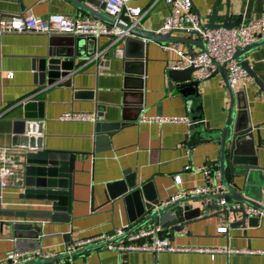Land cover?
Returning a JSON list of instances; mask_svg holds the SVG:
<instances>
[{"label":"crops","instance_id":"obj_1","mask_svg":"<svg viewBox=\"0 0 264 264\" xmlns=\"http://www.w3.org/2000/svg\"><path fill=\"white\" fill-rule=\"evenodd\" d=\"M191 1L194 14L199 13L203 17L211 15L216 2ZM222 3L224 5L225 0ZM130 5L139 7L143 13L139 22L141 29L155 33L171 12V6L164 0H133ZM230 14L233 16L232 21L239 16L242 22L262 18L264 0H231ZM4 15L36 18L49 15L87 16L77 11L70 0H0V17ZM207 23V20L202 21V24ZM173 35L189 36L186 33ZM176 44L185 54L188 53L186 45ZM46 46L47 37L44 35L11 34L0 37V155L5 153L15 158L20 154V149L35 147L39 143L45 149L69 151L75 155L71 222H44V239L40 246L43 250L58 255L78 241L111 234L128 225L123 200L107 202V185L110 183L126 178L135 180L137 185L151 183L152 192L155 190L163 203L172 201L180 193L192 188L219 184V179L211 170L219 160L220 146L216 142L208 140L187 148L184 142V136L188 133L187 125L158 126L139 123L138 119L141 115L186 116L192 123H209L210 129H223L229 97L221 75L201 81L194 95H183L175 85L170 88L168 79L171 66L180 61L185 62L175 52L164 50L163 45L151 41L145 51L138 37H128L113 45V40L102 36L99 38L101 51L95 57L75 62L80 74L74 77L72 87L56 86L38 90L33 84V61L45 55ZM193 51L199 52L197 48H193ZM97 57L101 58L100 66L96 62ZM132 58L134 60H130ZM244 60L264 83V45L245 55ZM6 72H12L13 77L5 78ZM128 78L136 80L132 79L130 83L125 81ZM243 83L240 81L236 89L240 91ZM133 85L141 86L142 113L133 109L134 106L128 108L123 105L129 98L126 89H134ZM76 89H85L83 91L86 92L75 97ZM90 90L92 94L94 92V100L89 98ZM245 91L251 125L260 126L261 147L256 146L255 132L254 143L258 166L264 168V94L254 81L247 83ZM22 100L40 101V106L29 112L30 119L24 118L25 112L20 105ZM95 112L103 114V121L106 122L120 121L123 115L128 124L115 131L108 144L97 146L93 138L94 123L59 119L64 113ZM34 116L35 119L32 118ZM27 123H31L30 131L19 134ZM186 166L196 170V173L185 171ZM206 167L207 176L199 170ZM175 175H180V185H175ZM13 179V176L8 177V188L0 204L4 212L49 209L50 204L46 202L20 200L18 195L21 191L11 188ZM263 189L262 178L258 187L247 190L245 196L259 203ZM30 204L41 206L33 207ZM191 205L198 206L195 203ZM218 208L222 210L223 207L218 205ZM211 214L213 212L210 211ZM15 220L0 217V222ZM224 224L226 222L220 218H210L190 223L181 232L166 230L168 240L173 245L212 252L161 253L155 256L139 252L119 255L114 251L96 249L75 257L72 264H264V218L259 219L256 226L246 224L244 229L230 226L226 233L217 232ZM65 234L68 235V244L62 238ZM13 251H16V245L9 236L7 226L0 225V261Z\"/></svg>","mask_w":264,"mask_h":264},{"label":"water","instance_id":"obj_2","mask_svg":"<svg viewBox=\"0 0 264 264\" xmlns=\"http://www.w3.org/2000/svg\"><path fill=\"white\" fill-rule=\"evenodd\" d=\"M70 1L77 11H81L87 16L105 23L108 31L113 26L118 27L122 31L128 30L130 34L128 37H138L141 39L145 51L150 41L161 45L168 43L186 45L188 47L186 56L190 59H193L197 54L193 51V48H197L199 52L206 51V43L196 32L187 33L189 34L188 37H178L174 36L173 33L159 35L155 32L145 31L141 29L140 25L128 28L120 23L115 24L114 19L103 13L105 8L103 0ZM222 2L223 0H216L211 15L207 17H203L197 13L196 16L200 29L215 27L231 29L242 23L241 16L232 21L233 16L230 14L231 0H225L224 5H222ZM120 19L126 23L128 22V18L124 16V13L120 16ZM204 20H207L208 23L202 24ZM219 21L221 23H218ZM179 33L185 34L186 32ZM105 36L110 41L113 40L111 34ZM46 37L47 46L45 55L33 61V84L38 90L56 86L72 87L74 77L80 74L75 68V62L87 61L101 51L99 39L92 37L57 34ZM263 45L264 40L244 48H238L236 49L234 58L240 62L243 70L253 79L259 91L264 94V83L258 79L257 75L251 70L249 63L244 60L245 55ZM110 52L114 51L111 50ZM111 55L112 53L110 54V58H112ZM96 62L100 66L101 58L97 57ZM196 71L193 67L183 70L170 69L168 71L170 88L172 89L173 85H175L181 94L194 95L197 92L198 84L204 81L196 79ZM217 74L221 75L229 97L225 126L223 129H210L209 123L191 122L188 125V133L184 136V142L187 148L208 140L214 141L220 146L218 164L211 170L214 176L219 179V184L222 186L224 193L216 195H188L173 199L168 203H163L159 198V194L155 190L154 193L152 192L151 183L137 185L135 180H130L129 178L110 183L107 185L109 195L107 202L113 203L118 199L123 200L128 214V222L133 226L130 231L141 229L150 223H156L166 230L181 232L190 223L210 218L224 220L229 224V228L230 226H236L244 229L246 224L249 226L257 225L259 218L248 216L243 208L231 211L220 210L218 208L219 201L225 199L229 201L228 205L241 203L264 212V208L260 205V202L258 203L245 196L247 190L258 187L260 180L264 179V168L258 166L256 157V146L257 148L261 147L260 126L251 125L247 114L246 91H238L230 87L228 74L224 67H218L211 77ZM132 79L133 81L136 80V78H128L125 81L132 83ZM133 88H125L129 98L123 102V105H127V107L134 106L133 109L141 112V86H134ZM83 90L85 89H76L74 96L79 97L80 93L86 92ZM88 93L89 98L94 100V92L92 94L90 90ZM39 103L40 101L38 100L20 101V105L25 112V119H30L28 115L31 113L29 112L34 107H39ZM32 118L35 119V116ZM97 118L98 121L94 123L93 133L95 145L97 146L104 143L108 144L112 134L128 124L123 115L120 121L114 122L103 121V114L101 113L97 114ZM27 124L22 127L20 132H18L19 134H22L24 131H30V128H32L31 123ZM254 132L257 138L256 146L254 143ZM195 136H197V139H195ZM19 151L20 154L15 157L13 162L12 176L14 177V181L11 188L21 191L18 195L20 200L50 204L47 210H23L14 213H6L0 206V217L17 219L15 221L0 222V225L7 226L9 236L15 242L17 251H27L41 248V242L44 239L42 235L44 222H62L68 224L71 222L75 155L69 151L61 152L45 149L41 143L35 147L22 148ZM237 179H241V182L239 183ZM113 189H115L114 192L112 191ZM192 203L198 204V206L193 207ZM210 211L213 214L209 215ZM67 236V234L62 235L66 244H68ZM122 237L117 238L115 241ZM107 244L109 243L90 246L73 252H68L65 249L61 254L45 260H37L30 264H72L75 257L92 250L100 249Z\"/></svg>","mask_w":264,"mask_h":264},{"label":"built area","instance_id":"obj_3","mask_svg":"<svg viewBox=\"0 0 264 264\" xmlns=\"http://www.w3.org/2000/svg\"><path fill=\"white\" fill-rule=\"evenodd\" d=\"M48 1V0H45ZM133 0H103L105 8L103 13L114 19L115 24L120 23L128 28L139 25L142 18V11L139 7L130 5ZM171 6L170 14L164 19L162 27L156 32L159 35L169 33L177 34L179 32H196L206 43V51L198 52L193 59L186 56L185 52L179 49L176 43L163 45L164 50H171L177 54L181 60L175 63L170 69L183 70L193 67L196 69V79L206 80L210 78L218 67H224L228 74V83L234 90L240 81H243L241 90H245L247 83L253 82V79L241 67L239 61L234 58L236 49L244 48L264 40V17L257 20L242 22L237 27L227 29L223 27L200 29L198 18L192 11L191 0H164ZM128 18V22L120 19V16ZM11 34H35V35H71L77 37H92L99 39L102 36L111 34L113 36V45L130 36L128 30L122 31L113 26L108 31L107 25L100 20L90 16H62L49 15L44 18L19 17L18 15H4L0 17V37ZM5 78L11 79L12 72H6ZM1 86V77H0ZM239 91V90H238ZM142 113V110H141ZM66 122H92L97 121V113H64L59 118ZM139 123L156 124H185L190 125L188 117H147L141 115ZM15 158L8 157L5 153L0 155V204L3 200L4 191L8 188V177L12 176L11 167ZM185 171L195 174L196 170L189 166ZM205 176L208 174L207 167L199 169ZM182 182L180 175L174 176L175 185ZM222 192L220 184L205 185L192 188L188 192H182L174 199L188 195H216ZM222 199L219 204L222 209L227 211L244 209L248 216L264 218V212L254 207L246 206L241 203H232ZM260 205L264 208V189L262 190ZM29 206H41L40 204H30ZM133 226L128 224L125 227L118 228L111 234H101L96 237H89L70 245L67 250L73 252L90 246H96L109 243L100 249H106L121 254L131 252L150 253L155 256L161 253H189V252H212L211 250L201 248H190L173 245L169 242L166 229L156 223H150L141 229L130 231ZM229 224L226 223L217 229L219 233H226ZM127 233L124 237H122ZM121 239L115 241L117 238ZM221 252V251H220ZM54 252L45 251L42 248L27 251H13L6 254L0 264H30L37 260H45L53 257ZM154 264H158L157 262Z\"/></svg>","mask_w":264,"mask_h":264}]
</instances>
